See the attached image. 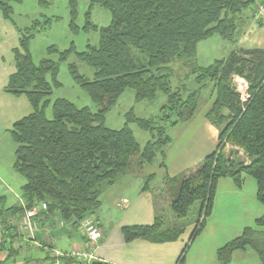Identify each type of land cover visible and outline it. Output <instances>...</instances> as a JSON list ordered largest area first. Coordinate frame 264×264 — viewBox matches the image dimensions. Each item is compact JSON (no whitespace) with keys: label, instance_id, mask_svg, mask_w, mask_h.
Wrapping results in <instances>:
<instances>
[{"label":"trees","instance_id":"1","mask_svg":"<svg viewBox=\"0 0 264 264\" xmlns=\"http://www.w3.org/2000/svg\"><path fill=\"white\" fill-rule=\"evenodd\" d=\"M258 2L88 0L85 22L79 28L77 1L68 0L71 30L94 31L98 34V43L88 44L81 53L71 47L58 55L56 63L43 60L38 65L32 62L28 44L50 20L45 19L43 24L35 22L23 34L15 51L16 73L7 87L14 94H25L32 107V113L11 129L16 145L14 171L24 182L21 193L25 209L46 204V211L39 210L45 218H59L75 230L81 221L99 209L104 186L114 185L119 177L139 174L143 166L151 164L157 152L170 143L168 129L193 117L207 82L215 85L216 99L207 119L219 130V145L201 165L180 177L179 190L170 205L171 213L177 219H184L195 203L201 204L202 220L199 218L195 225L193 239L210 215L218 181L230 178L240 187L242 175L254 179L256 199L264 208V50L233 51L226 59L216 60L206 68L194 64L200 42L218 36L233 43L239 26L243 25L244 12H253ZM19 3L21 0H0L4 18H9L12 6ZM95 6L110 14L106 27L99 28L89 21ZM71 55L94 71L90 80L79 74L77 65H68L69 75L88 95L95 110L56 99L51 104L52 117L48 119L45 113L48 98L53 89L60 86L59 65ZM182 60L192 65L194 89L171 85L170 65ZM233 76L247 84L244 102L231 88ZM127 90L134 93L137 102H153L158 95H164L166 104L157 117L137 119L128 114L121 129H108L106 115ZM130 123L150 135L143 147L135 140ZM221 141L242 149L243 156H238L236 151L232 156L219 153ZM3 203L4 199L0 198V249L13 258L17 255L13 248L17 236L16 226L11 221L21 215L23 209L20 206L5 208ZM255 226L264 227V214L256 220ZM162 227V222L156 220L151 226L123 227L121 232L126 243L138 239L169 243L181 234V230L164 232ZM263 236L258 229L245 228L239 237L217 251V260L229 264L233 253L252 248L264 264V246L258 243ZM183 263L181 256L177 264Z\"/></svg>","mask_w":264,"mask_h":264},{"label":"crops","instance_id":"2","mask_svg":"<svg viewBox=\"0 0 264 264\" xmlns=\"http://www.w3.org/2000/svg\"><path fill=\"white\" fill-rule=\"evenodd\" d=\"M24 3L25 0H21V3L19 4L20 6L21 5L23 6ZM47 5L48 3L46 2V0L36 1L37 9H41V7H46ZM12 10L13 12L9 18H4V16L0 12V134H2L3 132H10V136L13 125L17 121L30 115L32 113V107L25 94H20V95L14 94L8 89L5 91V88L8 87L10 78L16 73L15 51L19 49V43L23 37V34H25L27 30L32 28L35 22L39 21L36 19L34 20L27 19V24H23L22 26L16 25L14 5L12 6ZM68 10H69V6H68ZM246 12H244L243 14L244 23L245 21L247 23L250 21L249 25L246 26L247 30L249 29L251 31L252 26L258 24V26H255L254 29L258 28L257 31L259 34L264 33V24H263L264 21H257L253 19L252 11L250 12V14H247ZM18 15L20 19L21 17L29 18L28 14L24 12L19 13ZM40 16L44 17L45 19H49L50 23L48 26H44L45 28H42L40 32L35 33L33 38H31L29 41L28 52L31 56L32 62H33L32 43L36 39L35 35L41 32H46L54 20L55 21L60 20L59 17H51L52 19H50L44 16L43 14H40ZM69 18H70V10H69ZM44 20L40 22L43 24ZM244 23L242 26H244ZM81 31L82 30H80L79 32L81 33ZM88 44L89 43H87V45ZM71 47H74L77 53L83 52V51L78 52L73 42L70 44L68 49H70ZM243 48L245 49V47ZM68 49H65L64 51ZM244 49H240V50H244ZM261 50H264V44L262 45ZM64 51L58 52V49L54 45H51L46 49L47 57L43 58L41 61L50 60L56 63L58 61V56H57V60H54L50 57H52V55H55L53 54L55 52H57L59 55ZM71 56H69L67 61L64 63L67 64ZM33 64L35 63L33 62ZM70 64L77 65L76 63L68 62L67 71H68V65ZM61 65L62 63L59 65V70ZM92 77L93 74L92 75L88 74V77L86 78L91 80ZM57 81L60 86L58 87V89L54 88L53 91H55L56 89L59 90L63 87L59 79V71H58ZM192 81L194 86L190 87V89H194L196 87L194 83V77ZM47 82H50V76H47ZM48 99L50 101L49 106H51L53 101H55L56 99H64L74 104L69 98L65 99L62 97H56L54 100H52V95H51ZM215 99H216L215 85L211 82L205 83L204 87L201 90V96L198 101V107L193 117L187 122L180 123L176 127L171 129L172 131L175 132L178 126L182 125L181 126L182 132L183 131L186 132L185 134L187 135V138L179 139L177 134L175 138L174 137L170 138V143L156 154V157L157 155H159L160 160L154 163L156 159L155 157V159L151 164H146L143 166L142 168L143 170L145 169L146 166H149L148 168L150 173H148L147 171L146 176L144 175L143 172H142L143 174L139 173V174L125 175L119 177V179L114 185L102 188L99 198L100 207H101V198L103 197V194L106 193L107 196V191L110 188L118 187V189L119 188L123 189L127 193L130 191V195L122 192V194H116L110 197L112 204H114V206L117 207H120L121 205H123L124 202H126V206L123 205V208H125L126 210L124 214V220L127 222L125 223V225H123L120 228V230L104 229L103 231L100 222L94 219L98 223L103 234L102 239L99 242L98 250L96 252V257L98 260L96 264H175V258L181 253V245H182V242L181 245H178L177 243L181 234L184 232L185 229L183 228V226L180 227V225H178L179 221H177L176 220L177 218L171 213L170 205L179 190L178 181L180 177L185 172L201 165V163L207 157L213 155L217 150V147L219 145L220 133L219 130L207 119V115L210 112L215 102ZM84 107L89 108V106L87 105L78 108H84ZM225 114L226 113H224V115ZM15 151H16V145H15ZM13 170H14V164H13ZM244 176L246 175H242V184L240 187H237L230 178H224L218 181L215 188V194L213 198V204H212L210 216L207 218V220L205 219L206 221L212 222V218L214 215V213L212 212L214 206L218 205V201L220 202V197H222L225 201V205H224L225 209L232 210L234 206L241 204L240 200L241 198L244 197V190H243L244 181H245ZM144 179L145 182H143ZM228 180L231 182H228ZM145 187L148 189L145 190ZM256 191L257 188L256 190L253 188V190L251 191V201L254 202L255 205H257V213L255 214V217H253L254 222H256V220L261 218L264 214L263 206L260 203H258L256 199ZM126 195L132 196V200L129 198L127 199ZM14 196L18 201L16 205H8V204L5 205L6 197L0 196V198L4 199V203L2 206L5 208L20 206L23 209L21 215H16L14 218H12L11 224L15 223L16 225L19 224V222L21 221L26 204L22 197V193L20 197H18L15 194ZM35 209H38V207H36ZM163 210L165 212H168V219L172 220V222L174 221L176 222L173 228L162 231L166 232V231L181 230V234L179 235L176 241L169 243L168 242L155 243L150 240L138 239L130 243L125 242L121 232V229L123 227L151 226L155 223L156 220H159L163 224L164 223ZM42 214L43 212H39L38 216L35 219L38 228V232L36 234V240L39 244H45L46 237L49 238L50 243L52 244L58 243L63 248H67L70 244L79 241V236L76 233V230L70 229V227H68V225L62 222L59 218H50V217L45 218L44 215ZM200 214H201V204L199 203L198 219L200 218ZM89 217L92 218V216ZM205 220L202 231L205 228ZM196 224L197 222L192 224L193 230ZM245 228L248 227H244V229ZM244 229H241L242 231L240 230L241 234ZM15 244H18L16 249L17 255H15L16 257L13 258L8 257L7 255L8 253L4 251L2 252L0 249V253L2 255L0 258V264L3 263L31 264L32 262L29 261L28 259L29 257L26 256L20 257V255L23 252V250L27 252H31L32 246H34V248L38 249L42 253L41 256L36 259V261H38L39 264H41V262L44 263V261L49 257L48 250L39 248L31 244L30 242L29 243L25 242L24 240H21L18 237H16ZM220 248H218L215 253L216 261L219 264L221 263L217 260L216 254ZM245 251H238L233 253L231 262L229 264H232V262H234V259L239 256L240 252H245ZM19 257L20 260L18 259Z\"/></svg>","mask_w":264,"mask_h":264},{"label":"rangeland","instance_id":"3","mask_svg":"<svg viewBox=\"0 0 264 264\" xmlns=\"http://www.w3.org/2000/svg\"><path fill=\"white\" fill-rule=\"evenodd\" d=\"M36 1L37 0H25L23 6H20V4H14L16 25L22 26L23 24H27V19L43 21L45 18L41 17L40 14H43L50 19H52L51 17H59L60 20H54L46 32H41L35 35L36 39L32 43V57L35 64H38L43 58L47 57L46 49L51 45H54L58 49V52H61L65 49H68L70 44L73 42L77 51L81 52L84 51L87 43L91 45H96L98 43V34L94 31L84 32L82 30L80 33L79 31L77 32L71 30L70 26H68L70 21L68 0H46L48 5L46 7H41V9L36 8ZM77 5L78 17L76 25L82 27L85 20V14H87L88 11L89 3L88 0H77ZM22 12L27 13L29 18L21 17L20 19L18 14ZM250 12L251 10L247 11L246 13L250 14ZM253 14L254 13L252 12V15ZM89 21L99 28L106 27L110 23V14L102 8L95 6L89 14ZM257 21H264V19ZM249 23L250 21L248 23L245 21L244 26H239V32L236 35L235 41L233 43L223 40L218 36H213L200 42L197 45L198 49L194 64L201 68H206L216 60L226 59L231 52L244 49L243 47H245L244 50H261V47L264 44V33L259 34L257 31L258 28L254 29L255 26H258V24L252 26L251 31L249 29L248 31L246 26H248ZM53 54L55 55H52L50 58L57 60L58 53L55 52ZM68 62L77 64L80 75L88 77V74L92 75L94 73V71L87 65L83 63L80 64L76 60L75 56H71ZM67 64L62 63L60 66L59 79L63 87L59 90L56 89L53 91L52 100H54L56 97H62L65 99L69 98L77 107L87 105L91 110L94 111L95 107L88 95L82 91V89L72 80L71 76L68 74ZM170 67L171 71L173 72V78H170V82L173 87H180L182 85L185 87L194 86L192 81L193 77L190 73V69L192 68L190 63L182 60L173 63L170 65ZM187 76L189 77L187 78ZM240 79L241 78L239 77L233 76L231 79V88L235 92L239 91L241 94L245 95L247 84L244 80L241 81ZM6 90L7 88H5V91ZM165 104L166 97L164 95H158L157 99L153 102H137L134 98V93L130 90H127L120 97L113 109L106 115L105 126L111 130L121 129L126 123V116L128 114L137 119H150L157 117L160 114V109ZM45 113L46 116L51 119V106L46 109ZM181 126L182 125H179L175 132L171 129H168V136L170 138H175L177 134L179 139L187 138V135L185 134L186 132H182ZM129 128L131 129L135 140L140 147H143L150 140V135L147 132L141 131L136 124L130 123ZM220 144L222 147L219 149V153L221 152V154L227 155L230 154V152L232 153L236 151L238 152V156H243V150L239 147L230 145L229 143L224 144L223 141H221ZM14 154L15 144L11 139L10 132H3L0 134V196L6 197L5 205L17 204L18 201L14 194L18 197L21 196L20 188L24 183L22 177L16 174L13 170V164L15 162ZM233 154L234 153H232L231 156ZM159 160V155H157L154 163ZM242 160L245 162L247 161L244 158ZM148 167L149 166H146L145 169H142L139 171V173L141 174L143 172L146 176L147 171L150 173ZM244 178V197L240 200L241 204L234 206L232 210H228L224 207V199L220 197V202L218 201V205L214 206L212 212L214 213L212 222L206 221L210 216L209 215L205 220L204 230L201 231L198 236L191 239L193 232L192 224L198 222L199 220V203H195L191 207L186 218L176 219L179 221L178 225H180V227L183 226L185 230L181 234L177 243L178 245H181L182 242V245L181 253L175 258V264H177V261L181 256L184 257L183 264H219L215 258L216 250L222 247L225 243L240 236V230L244 229V227L253 228L255 230L258 229L264 234V227L257 228L253 218L257 213V205L251 201V191L253 188L256 190V183L254 179L249 176H244ZM143 182H145V179ZM228 182L231 181L228 180ZM122 192L127 193L123 189H118V187L108 189L107 196L106 193H104L103 197L101 198V207L97 212L95 211L91 215L93 219L100 222L103 231L104 229L120 230V228L127 222L124 220V214L126 210L123 208V205L120 206L121 208L114 206L110 200L112 195L122 194ZM127 194L130 195V191ZM126 197L127 199L129 198L132 200V196L126 195ZM163 212L164 223L162 230L173 228L176 221L172 222V220L168 219V212H165L164 210ZM258 243L259 245L264 246V236L262 239H260V241H258ZM17 246L18 244H14L13 248L16 250ZM41 254L42 253L38 249L32 246L31 252L23 250L20 257H29V261L35 263L36 259L39 258ZM1 256L2 255L0 253V258ZM20 257L18 258L19 260ZM232 264L261 263L255 250L248 248L245 252H240L239 256L234 259Z\"/></svg>","mask_w":264,"mask_h":264},{"label":"built area","instance_id":"4","mask_svg":"<svg viewBox=\"0 0 264 264\" xmlns=\"http://www.w3.org/2000/svg\"><path fill=\"white\" fill-rule=\"evenodd\" d=\"M253 13V18L255 20L264 19V0H261L254 6ZM240 80L243 81V79ZM237 92L240 96L242 95L241 101H246V90L245 95L241 94L239 91ZM123 205L126 206V202H124ZM46 209V204H41V207L38 209H24L23 216L19 224H13L16 226V236L18 238L49 251L48 259L41 264H96L98 261L96 252L98 250L99 242L103 236L98 223L90 217L81 221L75 229L79 236V241L70 244L67 248H63L58 243H50L48 237L45 238V244L47 245L43 246L36 240L38 228L35 219L39 210L46 211ZM200 220H202V218Z\"/></svg>","mask_w":264,"mask_h":264},{"label":"water","instance_id":"5","mask_svg":"<svg viewBox=\"0 0 264 264\" xmlns=\"http://www.w3.org/2000/svg\"><path fill=\"white\" fill-rule=\"evenodd\" d=\"M232 153H230L229 155L231 156Z\"/></svg>","mask_w":264,"mask_h":264}]
</instances>
